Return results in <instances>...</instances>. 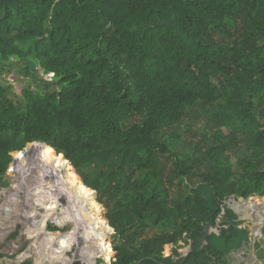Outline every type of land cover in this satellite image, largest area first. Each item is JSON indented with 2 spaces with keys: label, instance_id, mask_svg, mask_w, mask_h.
Returning <instances> with one entry per match:
<instances>
[{
  "label": "trees",
  "instance_id": "16d2710c",
  "mask_svg": "<svg viewBox=\"0 0 264 264\" xmlns=\"http://www.w3.org/2000/svg\"><path fill=\"white\" fill-rule=\"evenodd\" d=\"M14 66L36 87L16 94L0 79V186L13 152L29 143L16 154L44 152V229L70 210V234L92 240L98 214L68 207L92 192L80 188L83 178L109 209L111 264H231L228 253L249 232L226 200L264 196V0H0V74ZM202 115V134L190 143L186 119ZM181 141L193 154L178 151ZM169 153L174 180L199 177L184 196L171 197L162 177ZM15 172L35 195L29 169ZM106 222L100 254L110 259ZM207 225L219 233L181 255ZM148 226L158 231L137 235ZM129 229L136 233L127 238ZM31 234L42 236L38 226ZM263 244L255 243L262 257Z\"/></svg>",
  "mask_w": 264,
  "mask_h": 264
},
{
  "label": "rangeland",
  "instance_id": "374dc122",
  "mask_svg": "<svg viewBox=\"0 0 264 264\" xmlns=\"http://www.w3.org/2000/svg\"><path fill=\"white\" fill-rule=\"evenodd\" d=\"M17 70L18 66H14L11 70L0 74V79L6 78L12 83L13 91L16 94H21L25 85L32 84L34 88L36 87V83L31 76L19 75ZM40 74L43 76L42 72ZM51 76L52 74L45 77L51 79ZM200 112L203 111L200 110ZM203 118L205 117L203 116L198 120L196 117L192 116L191 118L186 119L187 123L191 124V128L185 130V134L183 135L184 139H187V141L191 143L202 134L200 127L202 126L201 121H204ZM33 143L41 144L42 142ZM30 144L31 143L28 145ZM177 149L179 152H185L189 155L193 154V151L190 150L183 141L178 143ZM50 151L55 152L54 150ZM17 152L18 151L13 152L15 161L11 163L8 169V173L5 177L6 184L0 186V191L4 192V194L0 196V264H20L28 260L32 261L33 264H76V262H80L79 264H111V260L116 254L114 249V243L116 241L115 230L108 227L105 220L109 210L107 205L98 199L99 194L93 190L92 192H89V195L76 194L68 206L69 208L71 206L75 207L80 213H83L84 210L85 213L95 217L97 213L100 217L96 218L100 223V228L95 232L90 242L84 240L83 243L79 244V241L77 243V236L70 234V230L73 229L72 220L69 216L70 210H67L66 212L67 220L61 218L63 222L62 225L59 224L60 219L57 215L59 213L61 215V211L58 210L56 211L57 215L51 217L57 223L53 220H49L48 225L45 226V231L41 232V237L31 234L36 230L38 225H42L47 207L45 204L40 203L41 195L39 196V194H36L31 196L29 195L30 188H21L19 186V180L15 178V170L22 171L27 167L30 171L31 177L37 179L38 189L41 190L42 182L40 178L47 166L48 158L47 155L44 156V152H25L22 155L16 154ZM56 155L59 156L62 154L56 153ZM161 159L162 177L165 179L166 185L168 186L170 196H184L187 192L188 186L193 185L199 177L194 176L191 179L180 178L174 180L171 172L172 161L174 159L173 155L169 153ZM31 161L33 162L30 163ZM75 170L78 172L77 169ZM23 173L27 175L26 170ZM66 181L68 183V189L74 192L75 185L72 184L69 179ZM78 181L81 184L80 188L82 185L85 186L80 179H78ZM10 194L19 195V203H15L17 201L12 200ZM95 200L100 207L96 205ZM251 200L260 211L252 210L248 203H241L235 206L237 203L243 201L249 202ZM226 204L236 214L237 218L242 221L240 226L242 228H247L249 232L248 240L244 241L240 246L228 253L230 263L264 264V257L260 256V250L255 246V243L258 241L264 243L263 232L255 234L256 230L259 231L260 228L264 227V209H262L264 208V196L253 195L247 199L231 196L226 200ZM95 207L97 208L95 209ZM239 209L242 210L237 212ZM37 215L39 219L34 224ZM101 218H103L104 221ZM220 221L221 220H219V222ZM104 222H106L108 228L102 236L107 235L108 241L112 245L110 259L107 258L106 254H100L103 250L100 236L104 227ZM49 224L58 226L60 230H49ZM157 231L158 229L148 226L147 231L144 234L137 233V235H153ZM213 231L219 233V227L213 228ZM128 233L133 235L136 231L134 229L128 230L127 238H130ZM70 246L72 247L69 249ZM179 251L181 255H184L187 252V248H181ZM165 254L166 256L172 254L171 244L165 246ZM177 258V256H174V259Z\"/></svg>",
  "mask_w": 264,
  "mask_h": 264
},
{
  "label": "water",
  "instance_id": "95a60500",
  "mask_svg": "<svg viewBox=\"0 0 264 264\" xmlns=\"http://www.w3.org/2000/svg\"><path fill=\"white\" fill-rule=\"evenodd\" d=\"M23 63L24 64H27V65H30L31 66V68L33 69V70H37L38 69V66H37V64H36V62L33 60V59H24L23 60ZM43 144V143H42ZM46 145V144H45ZM48 146H50V145H48ZM28 147V145L24 148V149H22V150H20V151H18V152H22V151H25L26 150V148ZM57 154H62V153H58L52 146H50ZM63 155V154H62ZM64 156V155H63ZM68 160V159H67ZM15 161V158H14V160H13V162ZM69 161V160H68ZM70 162V161H69ZM70 164H71V166L73 167V168H75L73 165H72V163L70 162ZM76 169V168H75ZM80 175V174H79ZM80 177L82 178V176L80 175ZM82 180H83V178H82ZM83 182H84V180H83ZM84 184L87 186V187H89L85 182H84ZM90 189H92L91 187H89ZM94 192H96V193H98L96 190H94V189H92ZM106 220H107V222H108V225L112 228V226H111V224H110V221H109V219L106 217ZM50 225V224H49ZM213 228L214 227H212V226H210V225H207V226H205L204 228H203V230H202V232H201V235H200V237H198V238H196V239H194V240H192L187 246H186V248H187V252L188 251H198V250H200V249H202L206 244H207V242H208V239H209V237H210V235H211V233L213 232ZM114 229V228H113ZM50 230V229H49ZM259 232H262V228H260L259 229ZM186 252V253H187ZM185 253V254H186Z\"/></svg>",
  "mask_w": 264,
  "mask_h": 264
},
{
  "label": "bare ground",
  "instance_id": "6f19581e",
  "mask_svg": "<svg viewBox=\"0 0 264 264\" xmlns=\"http://www.w3.org/2000/svg\"><path fill=\"white\" fill-rule=\"evenodd\" d=\"M47 158H48V156H47ZM68 161V160H67ZM69 162V161H68ZM47 163H48V161H47ZM70 163V162H69ZM71 165V164H70ZM75 169V168H74ZM83 181V180H82ZM84 183V182H83ZM85 185V184H84ZM86 186V185H85ZM87 187V186H86ZM90 191H92V189H90L89 187H87ZM36 194H39V196L42 194V191L39 189V190H35V195ZM29 195H32L31 194V192L29 191ZM102 220H103V218H101ZM104 221V220H103ZM108 227H110L109 225H108ZM43 231H45V229L43 228ZM80 243H82V241H79V244ZM84 253V252H83Z\"/></svg>",
  "mask_w": 264,
  "mask_h": 264
},
{
  "label": "crops",
  "instance_id": "0c3cea01",
  "mask_svg": "<svg viewBox=\"0 0 264 264\" xmlns=\"http://www.w3.org/2000/svg\"><path fill=\"white\" fill-rule=\"evenodd\" d=\"M47 164H48V163H47ZM66 218H67V216H66ZM38 227L40 228L41 232H43V228H44V221H43L42 225H41V226H40V225H38Z\"/></svg>",
  "mask_w": 264,
  "mask_h": 264
},
{
  "label": "built area",
  "instance_id": "2783aa9c",
  "mask_svg": "<svg viewBox=\"0 0 264 264\" xmlns=\"http://www.w3.org/2000/svg\"><path fill=\"white\" fill-rule=\"evenodd\" d=\"M53 75V74H52Z\"/></svg>",
  "mask_w": 264,
  "mask_h": 264
}]
</instances>
